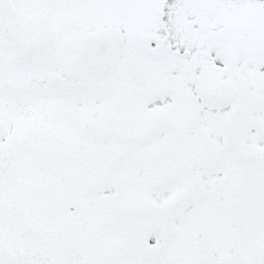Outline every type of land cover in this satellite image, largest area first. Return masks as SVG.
Returning <instances> with one entry per match:
<instances>
[{
	"label": "snow or ice",
	"instance_id": "obj_1",
	"mask_svg": "<svg viewBox=\"0 0 264 264\" xmlns=\"http://www.w3.org/2000/svg\"><path fill=\"white\" fill-rule=\"evenodd\" d=\"M0 264H264V0H0Z\"/></svg>",
	"mask_w": 264,
	"mask_h": 264
}]
</instances>
